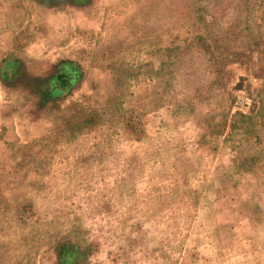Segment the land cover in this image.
<instances>
[{
	"label": "rangeland",
	"instance_id": "374dc122",
	"mask_svg": "<svg viewBox=\"0 0 264 264\" xmlns=\"http://www.w3.org/2000/svg\"><path fill=\"white\" fill-rule=\"evenodd\" d=\"M0 264H264V0H0Z\"/></svg>",
	"mask_w": 264,
	"mask_h": 264
}]
</instances>
